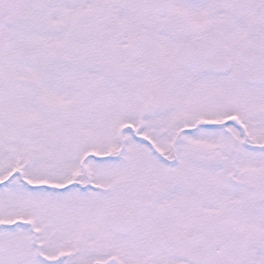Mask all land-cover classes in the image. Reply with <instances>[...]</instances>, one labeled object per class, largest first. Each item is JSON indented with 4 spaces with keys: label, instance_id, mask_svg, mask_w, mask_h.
I'll return each mask as SVG.
<instances>
[{
    "label": "snow or ice",
    "instance_id": "1",
    "mask_svg": "<svg viewBox=\"0 0 264 264\" xmlns=\"http://www.w3.org/2000/svg\"><path fill=\"white\" fill-rule=\"evenodd\" d=\"M0 264H264V0H0Z\"/></svg>",
    "mask_w": 264,
    "mask_h": 264
}]
</instances>
